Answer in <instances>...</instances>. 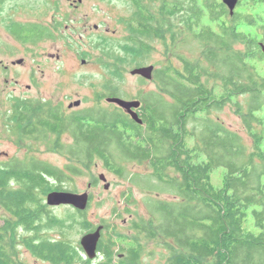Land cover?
<instances>
[{
  "label": "trees",
  "instance_id": "16d2710c",
  "mask_svg": "<svg viewBox=\"0 0 264 264\" xmlns=\"http://www.w3.org/2000/svg\"><path fill=\"white\" fill-rule=\"evenodd\" d=\"M149 1L158 5L132 7L121 19L122 40L103 37L95 44L97 62L108 73L96 100L119 96L113 81L127 66L144 65L161 44L155 86L136 97L142 123L116 106L95 104L65 117L47 101L12 99L10 133L41 142L55 136L68 164L59 168L28 156L0 163V264H27L21 244L45 264H264V115L258 113L264 74L257 67L264 57V0H238L232 14L222 0ZM7 27L22 43L48 36L38 24L11 21ZM227 105L249 142L213 115ZM64 134L70 139L65 145ZM96 159L138 188L171 196L147 195L146 214L131 219L126 233L103 220L98 255L88 259L70 236L95 228L85 216L92 197L85 211L73 208L63 217L42 198L53 186L66 190L63 182ZM124 160L144 164L148 173L126 174ZM220 167L216 187L210 178ZM126 196L130 203L132 195ZM54 227L59 236H48Z\"/></svg>",
  "mask_w": 264,
  "mask_h": 264
},
{
  "label": "rangeland",
  "instance_id": "374dc122",
  "mask_svg": "<svg viewBox=\"0 0 264 264\" xmlns=\"http://www.w3.org/2000/svg\"><path fill=\"white\" fill-rule=\"evenodd\" d=\"M57 0H1L0 1V63H4L7 68L0 66V163L8 161L10 158L24 159L27 156L34 157L39 161L50 163L56 167L64 168L68 164L67 157L64 151H60L56 147V137L49 136L47 141H32L20 140L18 136L13 135L8 130L7 122L10 114V106L12 97H45L54 100H63L66 105L69 102L81 100L79 107L67 109L68 112L78 109L87 108L93 105L95 94L97 91H102L105 81L108 79L106 68L100 63H97L99 49L95 47L97 41H100L99 36L88 37L84 32L86 28H92L95 24L103 28L110 27L115 31L111 34V38L122 40L125 35L123 26L120 23L121 19L128 17L131 14L132 7L127 6L122 0H82V8L75 14H70L67 17V24L72 30H68L72 36H68L67 45L56 41H39L34 45L22 43V41L14 40L9 33L7 25L11 21L20 23L36 22L39 25H47L51 21L52 9L51 2ZM60 5L64 10H69L70 0H59ZM153 6L158 5V1L151 3ZM65 20V18H64ZM91 31V30H90ZM83 34L80 38L79 35ZM188 46V45H187ZM63 49V51H62ZM44 50V51H43ZM63 53L62 61L55 62L49 60L46 62L39 56V52ZM82 52L84 54H82ZM183 52L190 53L188 48H183ZM42 53V52H41ZM80 53V54H79ZM86 59L89 62L86 65L81 63V59ZM19 59H23V63H17ZM95 60V61H94ZM163 61L161 44L156 43L155 49L152 51L149 60L144 64L161 63ZM15 62L16 65H12ZM40 64V66H38ZM143 66V65H142ZM259 74H264V57L257 63ZM133 67L127 66L122 79H115L113 82L119 87V97L132 100L137 99V94L140 90H150L154 88L152 80L143 81V78L138 75H132L130 70ZM59 69H63L60 73ZM36 74L41 79L37 82H32L30 73ZM142 78V79H141ZM61 80V87L55 88L54 82ZM32 86L31 90H27V85ZM35 88V89H33ZM103 98V99H102ZM100 104L108 106L107 101L102 97ZM111 106V105H109ZM264 115V110L258 112ZM214 116L220 117L233 130L240 133L246 141L248 135L245 128L242 127L240 117L235 114L231 105L225 106L222 110L216 111ZM63 144H68L70 141L68 135L60 137ZM54 142V145H53ZM191 146V141L188 142ZM198 160H202L200 156ZM126 167L127 173H148V169L144 164H138L133 161L124 160L121 162ZM81 163H78L79 166ZM104 173L110 185L107 189L104 188V182L98 179V175ZM223 168H217L211 173V180L214 186L219 187L222 184ZM97 182L94 183V180ZM127 176L120 177L111 171H108L103 166V162L96 159L89 169H85L82 175L72 176L69 182H63L62 188L75 192L88 191L92 197L90 207L86 210L87 220L95 226L101 224L104 220L111 224L114 229L126 233L131 219L137 218V215H145L146 205L144 198L147 195L158 196L160 198H170L168 194H155L154 191L148 192L143 188L129 183ZM91 183V187L88 184ZM94 183V184H93ZM53 186V185H52ZM52 190H57L55 186ZM146 190H154L146 185ZM49 190V191H52ZM47 191L43 198L46 203ZM132 195L130 203H127V196ZM134 200V203L132 201ZM129 208L131 213L125 211ZM54 214L63 217L71 212L73 207L68 205H59L51 207ZM0 214H4L0 206ZM251 217L249 218V221ZM112 229V228H111ZM60 229L54 227L47 231L48 236H59ZM80 231H71L73 240H77L79 244L81 234ZM80 245V244H79ZM81 246V245H80ZM148 247L154 246V243H148ZM82 248V247H81ZM21 257L27 264H45L38 260L25 247L20 246ZM85 256V253L82 249Z\"/></svg>",
  "mask_w": 264,
  "mask_h": 264
},
{
  "label": "flooded vegetation",
  "instance_id": "af4514ba",
  "mask_svg": "<svg viewBox=\"0 0 264 264\" xmlns=\"http://www.w3.org/2000/svg\"><path fill=\"white\" fill-rule=\"evenodd\" d=\"M1 1V0H0ZM123 2H125L126 3V5L127 6H130V7H137V6H145V5H148V3H151V1H149V0H122ZM70 6H69V10H64V8L60 5L61 3L59 2V0H57V1H55L54 3L53 2H51V6H50V9H52V14H51V21L47 24V25H44V27H46L47 28V33H48V36L50 35L51 36V34L52 35H54V37L53 38H51V37H44V38H39L38 40H36V41H34V42H29V44H31V45H34V44H36L37 42H39V41H44V40H47V41H56V40H60V43L61 44H63V45H67V40H68V36H72V34L70 33L69 35L67 34V31L68 30H72V28L71 27H69L67 24H64V26H63V22H65V23H67V21L66 20H68V16H69V12H70V14H75V13H77L81 8H82V0H70ZM64 18H65V20H64ZM28 23H30V24H38V23H36V22H28ZM39 25V24H38ZM40 26H42V25H40ZM84 27V29H85V33H86V35H88V37H93V36H99V39L101 38H103V37H107V36H110L111 34H115V31L114 30H111V28L110 27H105V28H103L104 30H103V32L101 31V29H99V28H101V26L98 24H95L92 28H90V27H88V28H86V26L84 25L83 26ZM91 30V31H90ZM83 34H80L79 35V37L80 38H82L81 36H82ZM13 39H14V37L12 36V35H10ZM15 40V39H14ZM261 43L264 45V41H259V46H260V48L259 49H261V52L263 53V56H264V51H263V49H262V47H261ZM44 51V50H43ZM43 51H41V52H39L38 54H39V56L41 57V58H43V60H45L46 62H49V60H55V62H59V61H62V59H63V53H60L59 51H56V53H50L49 52V54L47 53V52H43ZM62 51H63V49H62ZM80 54V53H79ZM82 54H84L83 52H82ZM95 61V60H94ZM24 61H22V63H23ZM89 62H91V61H88V60H86V59H81V63L83 64V65H86V64H88ZM98 63V62H97ZM12 65H16V63L15 62H12ZM0 66H3L4 68H7V66L6 65H4V63H0ZM38 66H40V64L38 65ZM60 70V73H62V70L63 69H59ZM30 79L32 80V82L33 83H35V85L36 84H38L37 82L41 79L40 77H38L36 74H34V72L33 73H30ZM55 83V85H54V87L57 89L58 87L60 88L62 85H61V83H62V81L59 79L57 82H54ZM27 90H31V88H32V86L30 85V84H28L27 85ZM33 89H35V88H33ZM13 98H21V97H12V99ZM23 98V97H22ZM24 98H33V99H37V100H40V101H47V102H49L50 103V105H52L53 107H58L59 108V110H60V112L62 113V115L63 116H65L66 117V115L68 114V113H70V112H73V110L72 111H70V112H68L67 111V109H73V108H75L76 106H74V105H72L73 104V102H69V104L68 105H66V102L64 101L63 102V100H59V99H57V100H54V99H52L51 97L50 98H45V97H39V96H33V97H24ZM12 99H11V101H12ZM103 99V98H102ZM104 99L107 101V103L109 104V105H111V106H104V107H109L110 109H113V108H115V106L116 107H118V108H120L125 114H127V115H129L127 112H125L121 107H119V106H117L115 103H113V102H110V101H108L107 100V97H104ZM77 100H79V99H77ZM76 100V101H77ZM100 100L101 99H99V100H94V102H93V105L92 106H94L95 104L97 105V106H103L102 104H100ZM81 101V100H80ZM69 105H72V106H69ZM80 105V104H79ZM79 105L77 106V107H79ZM79 110V109H78ZM137 110V109H136ZM130 116V115H129ZM62 143V142H61ZM63 144V143H62ZM65 145V144H64ZM97 182V180H94V183H96ZM93 183V184H94ZM91 197V196H90ZM2 209V208H1Z\"/></svg>",
  "mask_w": 264,
  "mask_h": 264
},
{
  "label": "water",
  "instance_id": "95a60500",
  "mask_svg": "<svg viewBox=\"0 0 264 264\" xmlns=\"http://www.w3.org/2000/svg\"><path fill=\"white\" fill-rule=\"evenodd\" d=\"M222 2L227 6L230 14H232L233 10L235 9L238 3V0H222ZM261 47L264 51V45L262 43H261ZM22 61L23 59H19L17 63H21ZM153 71H154L153 64H148V65L134 67L130 70V73L132 75H138L139 77L141 76L143 79L151 80L153 79ZM107 100L121 107L125 112H127L130 115V118H132L135 122L142 123V120L139 117V114L136 110L141 105L139 99L126 100L119 96H113V97H107ZM80 103L81 101L77 100L74 101L72 105L77 107ZM98 179L104 182L103 186L105 189L109 187L110 183L109 181H107V178L104 173H100L98 175ZM88 187H91V183L88 184ZM45 199H46V204L48 206L68 205L77 210L85 211L89 204L90 194L87 190L83 192H75L71 190L57 189V190L49 191ZM102 229H103V225L99 224L95 226L93 230L84 233L80 237L79 244L81 245L85 253V256L88 259H94V258L96 259V256L98 255L97 244L101 237Z\"/></svg>",
  "mask_w": 264,
  "mask_h": 264
}]
</instances>
